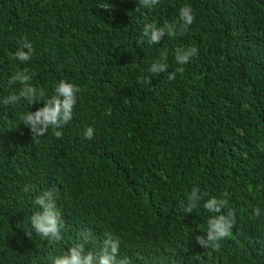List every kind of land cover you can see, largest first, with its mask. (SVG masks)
<instances>
[{
  "label": "trees",
  "instance_id": "trees-1",
  "mask_svg": "<svg viewBox=\"0 0 264 264\" xmlns=\"http://www.w3.org/2000/svg\"><path fill=\"white\" fill-rule=\"evenodd\" d=\"M186 5L196 19L184 35L149 44L144 26L176 22ZM24 37L35 49L27 62L14 58ZM189 47L198 54L178 64ZM157 61L167 71L153 75ZM25 68L45 96L0 103V264H52L85 230L86 252L108 232L130 264H264V0H0V101L19 92L9 80ZM60 80L81 87L73 119L62 138L49 128L33 140L21 117ZM194 187L202 199L186 213ZM49 190L59 242L30 223ZM212 197L236 210L219 251L195 239L217 215L204 208Z\"/></svg>",
  "mask_w": 264,
  "mask_h": 264
},
{
  "label": "clouds",
  "instance_id": "clouds-1",
  "mask_svg": "<svg viewBox=\"0 0 264 264\" xmlns=\"http://www.w3.org/2000/svg\"><path fill=\"white\" fill-rule=\"evenodd\" d=\"M139 3L144 7H151L159 3V0H139ZM98 8L108 10V5L101 3L97 5ZM196 17L190 5H186L179 10V20L173 23L165 22L163 26L157 27L154 23L146 24L143 28V35L148 38L149 44H158L165 35L174 37L177 35H184L187 28L192 25ZM35 49L33 44L24 37L21 47L14 53V58L27 62L32 58ZM198 50L196 47H189L187 49L176 50V62L180 65H185L189 62L190 58L196 56ZM148 71L153 75H159L167 71V64L163 62L153 63ZM183 73L184 68L178 69ZM34 73L29 74L27 68L22 71H17L14 76L9 80V84L19 82L22 88L17 94H11L3 98L0 103L3 105H13L18 103L21 99H27L29 103H36L38 97L45 96L43 88L37 90L36 87L30 83ZM176 72L168 73V80H175ZM146 83L151 84V77H147ZM81 91V87L70 83L67 80H60L56 85L54 94L51 98L47 99L35 112H28L24 114L21 119L23 124L30 128L33 140L38 137L44 136L49 128L53 129V135L56 138L63 137L62 128L73 119V108L77 103V93ZM106 115H111L109 110ZM94 135L93 127L89 126L84 132L87 139H92ZM264 150V149H262ZM25 192L30 191L28 185H25ZM207 195V193H204ZM202 199L200 189L194 187L190 194L187 196V204H182L186 213H191L196 207L198 200ZM34 203L42 209L37 211L30 218L32 228L37 234L45 239L59 242L62 239L61 230L64 228V223L61 219V212L57 207L56 201L53 199V192L51 190L43 192L38 195ZM227 200L217 199L212 197L206 201L204 208L209 212L216 213L207 221L208 229L205 235H198L195 237L196 242L203 248H212L219 251V241L231 235L233 226L236 223V210L227 207ZM227 208V211L223 210ZM254 215L259 217L261 215L260 207L253 210ZM26 235L31 238V232L25 230ZM91 232L85 230L81 233L83 242L75 244L69 251L64 252L63 255L53 257L52 264H130L127 257L118 258L119 253V238H114L111 233L106 232L103 241V248L100 252L85 251V244L89 241Z\"/></svg>",
  "mask_w": 264,
  "mask_h": 264
}]
</instances>
